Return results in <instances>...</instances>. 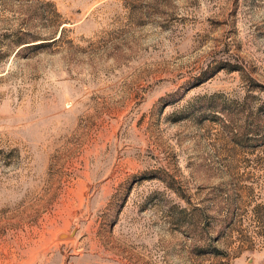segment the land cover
<instances>
[{"label": "rangeland", "instance_id": "rangeland-1", "mask_svg": "<svg viewBox=\"0 0 264 264\" xmlns=\"http://www.w3.org/2000/svg\"><path fill=\"white\" fill-rule=\"evenodd\" d=\"M0 264H264V0H0Z\"/></svg>", "mask_w": 264, "mask_h": 264}, {"label": "water", "instance_id": "water-1", "mask_svg": "<svg viewBox=\"0 0 264 264\" xmlns=\"http://www.w3.org/2000/svg\"><path fill=\"white\" fill-rule=\"evenodd\" d=\"M65 237H66V236H64V235H61V236H60V238H65Z\"/></svg>", "mask_w": 264, "mask_h": 264}, {"label": "trees", "instance_id": "trees-1", "mask_svg": "<svg viewBox=\"0 0 264 264\" xmlns=\"http://www.w3.org/2000/svg\"><path fill=\"white\" fill-rule=\"evenodd\" d=\"M35 42V41H34ZM32 46H36V45H32ZM227 214H231V212L227 213ZM227 220V219H226Z\"/></svg>", "mask_w": 264, "mask_h": 264}]
</instances>
